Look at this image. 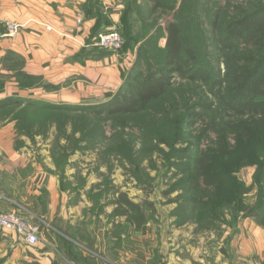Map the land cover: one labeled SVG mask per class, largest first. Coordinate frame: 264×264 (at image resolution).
<instances>
[{
	"label": "crops",
	"instance_id": "obj_1",
	"mask_svg": "<svg viewBox=\"0 0 264 264\" xmlns=\"http://www.w3.org/2000/svg\"><path fill=\"white\" fill-rule=\"evenodd\" d=\"M133 3L149 4L148 0H0V101L19 97L77 106L99 104L116 94L134 56L100 50L93 43L100 34L121 27L127 11L133 10L130 21L136 22ZM99 14L104 19L97 25ZM7 22L23 26L17 37L6 35ZM17 72L51 89L22 88ZM13 127L0 129V212L25 208L28 219L40 227V243L30 247L15 232L0 229V264H264V228L250 218L239 223V231L227 244L233 257L223 251L206 256L202 237L196 247L192 229L166 228L160 218H146L139 230L128 218L114 215L116 200L108 192L97 210L100 218H94L91 203L97 196L91 198L90 190L72 192L69 183L61 186L49 152L45 165L43 156L30 150L41 139L15 135ZM66 175L73 181L72 168ZM154 219L161 224H154Z\"/></svg>",
	"mask_w": 264,
	"mask_h": 264
},
{
	"label": "trees",
	"instance_id": "obj_2",
	"mask_svg": "<svg viewBox=\"0 0 264 264\" xmlns=\"http://www.w3.org/2000/svg\"><path fill=\"white\" fill-rule=\"evenodd\" d=\"M155 1L157 9L171 12L175 9L174 0ZM218 3L219 0H213V3L211 0H184L180 10L174 13V21L167 27L165 47L160 49L158 38L152 39L151 51L147 49L152 58L147 60V50L137 46L134 64L120 90L108 95L104 102L54 105L11 97L0 101V113L10 114L8 116L15 113V120L20 119L21 122L23 119L19 117H23L29 127L47 121L53 125L57 121L62 123L58 124L60 129L73 117L76 119L75 131L93 142L105 137L101 127L104 119L124 125L129 116L155 118L154 115L162 112L163 121L166 125L171 124L173 118L166 109L169 104H164V100L177 76L192 84H206L216 107L212 101L203 102L197 106V112L185 117L184 122L190 126L201 121L203 129L200 136L208 144L204 148L198 144L176 152L177 155L183 153L184 158L181 159H186V162L176 166L173 174L176 182L167 195L182 191L179 197L187 205L198 209L199 218L218 219L222 210L230 207L236 219L239 216L250 218L264 228V0H246L226 10ZM132 6L136 7L139 17L142 8L134 3ZM199 10L204 17L209 15V34L199 29ZM132 12L124 13L121 27L117 28L126 40L125 51H134L135 48L131 44ZM103 19L99 14L97 25L102 24ZM211 41L214 44L212 52L217 57V66L213 68L209 67L204 55L203 63L198 58L206 53V44ZM221 62L225 66L224 74L219 66ZM16 76L22 88L51 89L44 84L33 85L40 80L23 73L17 72ZM2 88L0 83V90ZM158 102L164 105L157 109ZM143 124L145 131L151 135L154 122L149 119ZM41 128L47 129V125H41ZM20 129L24 128L20 126ZM246 166L257 167L251 187L236 175ZM253 187L256 188V198L250 206L245 203L244 197ZM115 204L114 215L128 218L139 230L146 225L148 213L156 211L154 204H136L125 194H120Z\"/></svg>",
	"mask_w": 264,
	"mask_h": 264
},
{
	"label": "rangeland",
	"instance_id": "obj_3",
	"mask_svg": "<svg viewBox=\"0 0 264 264\" xmlns=\"http://www.w3.org/2000/svg\"><path fill=\"white\" fill-rule=\"evenodd\" d=\"M191 1L193 2V0ZM211 1L213 3V0ZM244 1L246 0H219L220 3L218 4H221L226 10V8L230 9L231 6ZM172 2L175 6L172 12L157 9L155 0H148L149 4L142 3L140 5L142 10L139 12L136 22L131 21L133 27L131 44L133 43L135 47L134 51L124 50L126 40L120 32L124 40L120 52L132 53L135 59L137 46L140 45L145 50L151 51L150 45L154 38L156 40L158 38L159 48H164L167 42V27L174 21V13L180 10L184 0ZM200 10L197 11L201 17L199 29L209 34V15L204 17ZM206 47V53L198 57L199 62L203 63L204 55L209 67L213 68L217 66L216 53L212 52L214 44L211 41V43L206 44ZM148 50L145 57L150 60L152 55ZM152 53L154 52L152 51ZM152 63L154 64V61ZM219 66L222 74H224V64L221 62ZM41 84L43 83H33V85ZM211 101L216 107L217 104L206 84H192L177 76L167 93V98L164 100V104H169L166 109L173 118V122L168 123V125L162 119V112L158 115L153 114L155 118L147 115H144L142 119L137 116L136 118L129 116L124 125L123 123L121 125L120 122L115 124L113 121L104 119L101 127L104 129L105 137L92 142L84 139V135L78 130L75 131L74 120L76 119L73 117H71V121L67 120L68 123L64 122L62 129L58 126L62 123L55 121V124L52 125L50 121L46 123L42 121L47 125V129H43L41 125L44 124L29 127L26 124L28 122L23 117H19L21 120L23 119L21 122L20 119L19 121L15 120L13 115L15 113H11V116L0 113V129L12 124L15 135L25 136L31 140L41 139L42 143L32 144L30 150L39 154L38 156H43L45 165L49 164L48 155L45 152H49V158L55 165L54 168L56 167L55 172L59 176L61 186L69 183V190L72 192L90 190L88 195L91 198L97 196L98 200L95 201V204L94 202L91 203L96 210L94 218L96 216L100 218L101 215H98L97 210L103 204V197L107 192L111 193L115 200L119 198L120 194H125L131 202L136 204L145 202L154 204L156 211L153 214L149 212V218H160L163 222L162 225L166 228H169V225H175L181 226L180 229L187 232L192 229L195 239H192L191 242H194L196 247H200L198 243L202 237V247L206 256L211 257L223 251L233 257L231 247H227V244L236 236L233 234L239 231V223L246 219L245 217L239 216L236 219L233 215V209L225 207L217 217L218 219L199 218L198 209L187 205L179 197L183 193L182 191L167 195L171 186L176 182L173 177L176 166L186 162V159H181L184 158L183 153L177 155L176 152L188 150L198 144L204 148L208 144V141L200 136L203 123L196 121L195 124L189 126L184 122L185 117L189 113L197 112V106L201 103H211ZM163 105L159 103L157 109ZM94 119L99 120V118ZM149 119L154 122V125H151L153 129L151 135L145 131L143 124V121L147 123ZM91 123L98 124L97 122ZM20 126L24 129H20ZM180 131H182V135ZM44 164L43 167H45ZM70 168L73 170V181H70L66 175ZM256 170V166H246L240 169L236 175L241 182L251 187ZM71 184H74V189ZM115 191L118 194H115ZM88 195H85L87 199ZM244 198L245 203L251 206L256 198V188L253 187L252 191ZM14 211L20 212L26 218L30 217L23 207H17ZM157 220L154 219V224L160 225L161 223ZM165 220L169 221L167 225ZM227 232H230V235H227ZM164 260H167V257ZM164 264H167V261H164Z\"/></svg>",
	"mask_w": 264,
	"mask_h": 264
},
{
	"label": "built area",
	"instance_id": "obj_4",
	"mask_svg": "<svg viewBox=\"0 0 264 264\" xmlns=\"http://www.w3.org/2000/svg\"><path fill=\"white\" fill-rule=\"evenodd\" d=\"M79 23L81 22L79 21ZM5 26L7 29L6 35L10 38L17 37L23 29L21 24L15 22H7ZM123 45V37L117 29L100 34L93 43L94 47L113 53L120 52ZM0 229L15 232L30 247H36L40 243V227L20 212H0Z\"/></svg>",
	"mask_w": 264,
	"mask_h": 264
}]
</instances>
